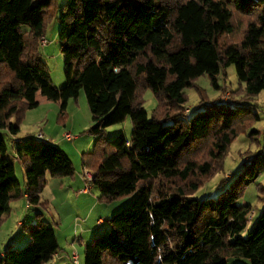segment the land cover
<instances>
[{
	"label": "trees",
	"instance_id": "1",
	"mask_svg": "<svg viewBox=\"0 0 264 264\" xmlns=\"http://www.w3.org/2000/svg\"><path fill=\"white\" fill-rule=\"evenodd\" d=\"M53 2L0 0V223L19 197L40 209L34 222L22 223L27 244L7 245L0 264H45L58 253L42 192L49 177L75 172L58 144L13 138L25 172L22 190L5 133H19L25 113L39 105L38 93L60 102L64 120L68 101L82 90L95 135L93 150L83 152L84 166L97 159L92 186L101 200L134 195L85 244V264H264V206L245 232L252 206L241 203L264 170V141L221 181L217 196L194 195L221 168L238 118L258 115L241 97L203 99L184 114L185 89L205 74L221 88L218 76L232 64L238 92L249 98L264 92V0H65L58 12ZM236 13L252 19L242 38L222 44L235 33ZM56 14L66 75L60 88L41 51L47 20ZM147 88L158 99L151 117L143 105ZM128 116L132 136L108 139L105 129Z\"/></svg>",
	"mask_w": 264,
	"mask_h": 264
},
{
	"label": "rangeland",
	"instance_id": "2",
	"mask_svg": "<svg viewBox=\"0 0 264 264\" xmlns=\"http://www.w3.org/2000/svg\"><path fill=\"white\" fill-rule=\"evenodd\" d=\"M64 1L54 0L53 4L57 8V12ZM251 19L252 16L236 13L234 17L235 33L222 37L221 43L237 42L242 38L245 27ZM59 30L60 21L56 14L47 20L45 32L47 43L41 45V51L50 71L51 82L58 88L66 83L64 56L60 48ZM223 70L225 75L222 71L218 76V84L221 88H216L212 84L211 77L205 74L196 78L193 86L185 89L187 102L184 114H191L203 99L205 101H214L222 97L224 100L235 101L241 97L242 100L250 102L252 112L256 113L258 118H251L250 115H241L238 118L237 125L239 129L224 156L221 168L214 171L213 175L194 194L200 198L217 196L221 191L219 187L221 181L226 176H229L228 174L239 172L246 157L257 152L264 141V92L262 91L253 98L245 96L241 90L238 92L241 85L235 65L232 64ZM242 87L244 88V85ZM157 104L156 95L150 88H147L143 92V105L150 117L154 114ZM28 111L30 112L27 113ZM28 111L25 113L20 125V131L16 136L20 137L23 135L26 138H37L42 133L46 139L52 138L53 142H59L74 164L75 172L72 176L49 177L47 185L42 192V200L46 202V206L43 207L42 211H44V218L55 228L60 245L59 253L71 254L72 251H76L77 253L74 252L73 256L76 254L79 256L78 264H85V244L90 242L97 233L102 234L108 227V222L107 224H98V219L100 217L108 219L129 204L133 200L134 195L107 201L100 199V193L94 186L88 188L85 194L80 192L88 185L83 177L85 171L83 152L93 150L95 141V135L89 132L93 121L84 90L81 91L77 99L72 98L68 101L66 110L68 116L64 120L58 119L60 111L59 109L56 110L54 106L40 104L38 107ZM67 132L76 135V139L67 140L64 137ZM105 132L108 139L115 137L121 132H124L130 138L133 132L131 118L128 116L124 122L107 127ZM5 136L9 147L6 155L11 160H14L16 177L22 190H25L26 182L23 165L18 159H14L11 138L7 133H5ZM95 165H97L96 158L88 166L89 170L93 172ZM262 187H264V170L260 172L256 181L245 188L241 199V203L252 206V213L249 216L250 222L245 232L252 227L263 209ZM11 205L10 213L6 214L4 220L0 223V252L8 245L10 240L18 248L27 244L29 236L24 228H17V222L20 219L25 220L26 223L34 222L36 220L34 215L40 210L30 206L27 203V198L23 196L14 199ZM58 255L53 257L51 261H58ZM242 261L245 262L246 260L243 259ZM63 262L64 260L61 259L58 264H63ZM230 264H234L233 260H230Z\"/></svg>",
	"mask_w": 264,
	"mask_h": 264
},
{
	"label": "crops",
	"instance_id": "3",
	"mask_svg": "<svg viewBox=\"0 0 264 264\" xmlns=\"http://www.w3.org/2000/svg\"><path fill=\"white\" fill-rule=\"evenodd\" d=\"M37 100H38V102H39V105L40 104H44V105H50V106H54L55 107V109L56 110H58L59 109V111H60V102H57V101H52V100H49L48 98H46L45 96H43L41 93H38V95H37ZM38 105V106H39ZM37 106V107H38ZM30 111H28L27 113H29ZM9 137L11 138V142H12V140H13V138H16V137H18V136H11V135H9ZM50 137V136H49ZM19 138H26V136H20ZM48 139V138H47ZM49 142H51V143H55V144H58L59 146L61 145L59 142H53L52 141V138H49V140H48ZM57 141V140H56ZM62 146V145H61ZM60 146V147H61ZM62 148V147H61ZM84 152H86V151H84ZM12 154H13V156H14V159L16 160L17 159V157H15V152H14V150L12 151ZM19 160V159H18ZM20 161V160H19ZM86 167V166H85ZM88 168V167H87ZM81 174V173H80ZM82 180V179H81ZM82 193H87V192H82ZM79 194H81L80 192H79ZM80 196V195H79ZM12 204V203H11ZM11 209H12V205H11ZM111 217V216H110ZM109 217V218H110ZM108 218V219H109ZM108 219H103L102 217H100L99 219H98V224H105L107 221L106 220H108ZM100 221H102V222H100ZM25 222V220H19L18 222H17V228H22V223H24ZM81 237H82V235H81ZM8 245H16L14 242H12L11 240H10V242L8 243ZM6 247V246H5ZM3 251V250H2ZM1 251V252H2ZM0 252V253H1ZM77 253L76 251H72L71 252V254H67V253H63V254H61V253H59V251H58V253L57 254H59L58 255V261H49V262H47V263H45V264H58V263H60V260L61 259H63L64 260V262H63V264H75L74 263V257H75V255L73 256V253ZM56 254V255H57ZM55 255V256H56ZM77 255V254H76ZM54 256V257H55ZM77 257H79L78 255H77ZM78 260H79V258H78Z\"/></svg>",
	"mask_w": 264,
	"mask_h": 264
},
{
	"label": "built area",
	"instance_id": "4",
	"mask_svg": "<svg viewBox=\"0 0 264 264\" xmlns=\"http://www.w3.org/2000/svg\"><path fill=\"white\" fill-rule=\"evenodd\" d=\"M47 43V40L45 39V37L42 38V44H46ZM227 100V99H225ZM64 137L67 139V140H74L76 139V135H74L73 133L71 132H67ZM37 138H40V139H44V140H48L45 138V135L40 133ZM83 177H84V180L88 183L87 187L82 189L80 192H86L88 188L92 187V182H93V178H94V172H92L91 170H89V168L85 167V171L83 173ZM74 263L75 264H78V257L77 255H75V258H74Z\"/></svg>",
	"mask_w": 264,
	"mask_h": 264
}]
</instances>
